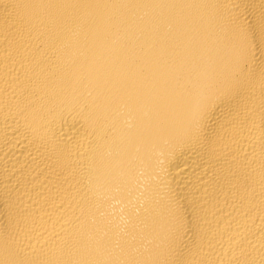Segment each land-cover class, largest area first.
Returning <instances> with one entry per match:
<instances>
[{
    "label": "bare ground",
    "instance_id": "1",
    "mask_svg": "<svg viewBox=\"0 0 264 264\" xmlns=\"http://www.w3.org/2000/svg\"><path fill=\"white\" fill-rule=\"evenodd\" d=\"M0 264H264V0H0Z\"/></svg>",
    "mask_w": 264,
    "mask_h": 264
}]
</instances>
